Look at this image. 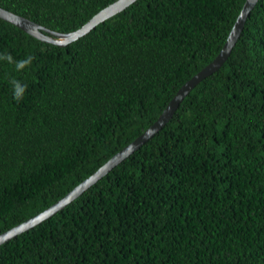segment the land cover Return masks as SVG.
I'll return each instance as SVG.
<instances>
[{
	"label": "trees",
	"instance_id": "1",
	"mask_svg": "<svg viewBox=\"0 0 264 264\" xmlns=\"http://www.w3.org/2000/svg\"><path fill=\"white\" fill-rule=\"evenodd\" d=\"M115 0H0L66 33ZM245 0H136L61 46L0 18V233L144 132ZM0 264H264V0L140 147L0 244Z\"/></svg>",
	"mask_w": 264,
	"mask_h": 264
},
{
	"label": "water",
	"instance_id": "2",
	"mask_svg": "<svg viewBox=\"0 0 264 264\" xmlns=\"http://www.w3.org/2000/svg\"><path fill=\"white\" fill-rule=\"evenodd\" d=\"M136 0H115L114 2L108 4L96 14H94L85 24H83L78 29L60 33L50 30L24 16L16 14L10 10L0 7V18L12 23L18 28L24 30L25 32L37 37L40 40L50 42L52 44L64 46L69 42L77 39L78 37L87 33L90 29L95 27L98 23L104 21L108 17L118 13L123 10ZM257 0H245L228 36L223 44L219 53L214 57V59L201 68L196 74H194L190 79H188L175 93L172 99L165 106L163 111L160 113L158 118L144 130L142 134L136 137L128 145L124 146L113 156H111L106 162H104L95 172L89 175L87 178L78 183L64 196L58 199L55 203L51 204L49 207L43 211L35 214L34 216L18 223L17 225L11 227L10 229L0 233V244L13 238L22 231L29 229L42 220L48 218L54 214L59 209L63 208L83 191H85L90 185L95 183L99 178L110 171L114 166L119 164L127 156H129L135 149L140 147L145 141H147L154 133L159 131L165 123L172 117L173 113L177 109L179 103L183 97L205 76L216 71L224 60L227 58L231 52L232 47L236 43L237 38L243 28L244 22L250 10L254 7Z\"/></svg>",
	"mask_w": 264,
	"mask_h": 264
}]
</instances>
